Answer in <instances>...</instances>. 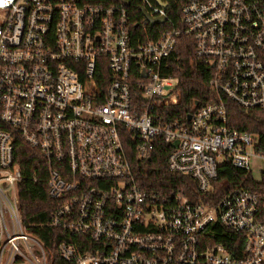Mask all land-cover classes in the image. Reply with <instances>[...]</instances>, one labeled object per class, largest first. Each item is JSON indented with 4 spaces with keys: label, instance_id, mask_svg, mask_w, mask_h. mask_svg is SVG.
Segmentation results:
<instances>
[{
    "label": "built area",
    "instance_id": "2783aa9c",
    "mask_svg": "<svg viewBox=\"0 0 264 264\" xmlns=\"http://www.w3.org/2000/svg\"><path fill=\"white\" fill-rule=\"evenodd\" d=\"M156 39L132 33L126 3L0 0V264H54L23 223L16 144L49 162L48 193L60 205L48 225L69 238L65 264H264V208L257 192L230 189L227 164L260 176V137L229 124L223 101L171 119L177 79L163 66L178 40L192 37L210 72L209 87L246 110H264V0H139ZM106 71L105 95L85 80ZM191 116V118H189ZM171 173L198 194L154 192L138 181L128 144L141 161L159 144ZM226 240L230 245L223 241Z\"/></svg>",
    "mask_w": 264,
    "mask_h": 264
},
{
    "label": "trees",
    "instance_id": "16d2710c",
    "mask_svg": "<svg viewBox=\"0 0 264 264\" xmlns=\"http://www.w3.org/2000/svg\"><path fill=\"white\" fill-rule=\"evenodd\" d=\"M93 5L110 6L129 2L128 11L132 24V33L142 40L156 39L159 34L169 27H142L145 21L143 6L139 0H84ZM169 12L170 19L177 20L173 10ZM164 75L177 79L176 91L180 97L177 106L169 109L171 119L180 118L187 121L189 114H193L200 107L215 101H223L228 112L229 124L241 131H247L260 137V145L264 148V110H246L218 94L209 87L210 72L203 61L196 56L195 41L192 37L183 36L178 40L177 47L163 66ZM106 71L98 70L96 76L85 80V91L94 98L105 95L108 87ZM128 144V154L136 169V176L141 185L151 191L162 193L172 190L186 189L189 194H198L196 183L184 176L171 173L167 168V155L172 150L170 145L159 144L154 156L148 161L137 158L134 149ZM16 159L22 167L23 179L18 183L19 207L23 223L29 232L41 239L54 264H65L58 252V245L64 240L75 241L58 229L48 225L51 214L60 205L48 193L49 162L42 154L30 147L24 140L19 139L16 144ZM219 178L227 181V186L217 188L216 201L220 200L230 189L244 187L257 192L264 208V174L257 177L234 168L227 164L219 171ZM230 245L226 240L223 241Z\"/></svg>",
    "mask_w": 264,
    "mask_h": 264
},
{
    "label": "water",
    "instance_id": "95a60500",
    "mask_svg": "<svg viewBox=\"0 0 264 264\" xmlns=\"http://www.w3.org/2000/svg\"><path fill=\"white\" fill-rule=\"evenodd\" d=\"M155 1L158 4L166 5V7L169 8V5L165 4L162 0H155ZM126 5L128 6L129 2H127ZM143 13H144V16L147 18V20L150 22L151 26L162 24L166 21V17H160V18L154 19V18H151L147 12L144 11ZM189 118H191V116H189Z\"/></svg>",
    "mask_w": 264,
    "mask_h": 264
},
{
    "label": "rangeland",
    "instance_id": "374dc122",
    "mask_svg": "<svg viewBox=\"0 0 264 264\" xmlns=\"http://www.w3.org/2000/svg\"><path fill=\"white\" fill-rule=\"evenodd\" d=\"M257 177H259V176H257Z\"/></svg>",
    "mask_w": 264,
    "mask_h": 264
}]
</instances>
